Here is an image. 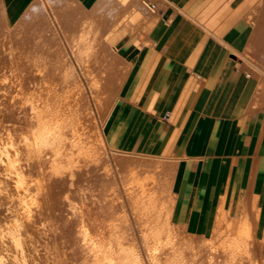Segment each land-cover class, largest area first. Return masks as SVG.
I'll list each match as a JSON object with an SVG mask.
<instances>
[{
	"label": "crops",
	"instance_id": "1",
	"mask_svg": "<svg viewBox=\"0 0 264 264\" xmlns=\"http://www.w3.org/2000/svg\"><path fill=\"white\" fill-rule=\"evenodd\" d=\"M57 1L85 17L78 31L110 36L126 67L101 125L106 148L168 161L172 223L208 239L232 220L253 239L238 257L264 264V82L244 62L247 44L264 51V27L247 21L261 0Z\"/></svg>",
	"mask_w": 264,
	"mask_h": 264
},
{
	"label": "rangeland",
	"instance_id": "2",
	"mask_svg": "<svg viewBox=\"0 0 264 264\" xmlns=\"http://www.w3.org/2000/svg\"><path fill=\"white\" fill-rule=\"evenodd\" d=\"M34 1L36 0H31L21 10H16V8L13 9L16 5L9 6L8 0H0V31H4L2 35L0 32V72L5 75L15 72L16 76L25 78V84L19 85L22 92L42 94V99L48 98L49 100L56 92H59L64 97L61 96L59 100L62 102L64 100L66 108L70 110L79 108V122H81L79 126L83 124V128L80 127L81 142L84 146L82 157L84 168L82 169H85L84 172L80 169L82 173H79L80 181L76 186L70 187L65 178L59 179L58 177L55 178L56 180L47 181L52 183L48 187V194L49 198L51 197L53 209H51V214H48L49 232L36 234L39 237L36 242L39 251H37L39 254L36 263H53L51 258L45 257L48 252L45 244L51 240L49 245L54 248L57 264H64L63 261L65 264L69 262L70 264H84L79 256L77 242L80 237L77 233L80 230L78 214L81 208L89 204L95 207L96 213L102 216L110 212L113 226L115 225V229L120 231V234L124 232L122 242L136 253L139 264H245L247 260L242 256L238 257V253L242 252L238 250V243L240 242L239 244L243 246L242 243L249 239L241 236L240 233L231 232L235 224L232 220H228L229 224H225L226 229H222L221 233L208 239L190 235L172 223L170 219L172 171L168 161L146 155L117 154L110 152L104 145L101 125L118 94L126 71L123 63L114 53L112 43L109 41L110 36L106 38L101 36L99 39L96 34L90 33L86 37L87 41L74 42L71 38H76L84 31V27H81L80 32H76L78 24L85 17L83 18V15H80L71 5L67 8L64 1L60 3L57 0H37L41 6L36 8L33 4L29 8ZM66 9L68 17L64 20L62 14L64 10L66 12ZM148 9H152L151 4L148 5ZM251 13L247 21L252 27L248 29L253 30L256 24L264 27V0H261L257 9ZM87 44H90L91 48L85 51V54L84 48ZM244 51L252 55L251 61L244 60L246 66L255 69L261 75L263 83L264 51L261 52L260 49L250 44L246 45ZM41 62L45 65H37ZM10 64L13 65L10 66ZM67 67H70L72 71L70 75L76 82L74 86H72L70 77L65 78ZM4 88L7 89L6 86ZM0 94H5V90L2 89ZM5 98L6 95L0 97V101ZM27 108L28 105L25 103H15L6 107L4 109L6 112L4 111L5 114L3 118L1 117L3 120L1 125L10 128L20 126L29 114ZM96 132L99 133L98 138L100 139L94 136ZM117 155L132 160L156 163L159 166L153 172L156 177H154L153 189L151 188L158 197V215L151 209L145 212L147 215H142L136 209L129 195V186L133 184L132 173L129 170L118 168L114 161ZM51 190L56 194H52ZM12 203V201L0 202V220L4 218L8 220L15 215ZM99 203L103 205L99 206ZM156 216L159 218L156 219ZM100 222V230L97 229L99 231L95 232L103 235L106 229V232L109 230L106 225L108 222L104 220ZM155 222H157V228L162 231L160 236L154 235ZM240 229L243 230V228ZM153 238L160 241L158 253L161 254L160 257L158 254V261L154 259L152 253ZM249 241L252 242L253 239ZM245 243L247 245L248 242ZM59 257L63 259L62 262ZM92 263L97 264L95 261Z\"/></svg>",
	"mask_w": 264,
	"mask_h": 264
},
{
	"label": "bare ground",
	"instance_id": "3",
	"mask_svg": "<svg viewBox=\"0 0 264 264\" xmlns=\"http://www.w3.org/2000/svg\"><path fill=\"white\" fill-rule=\"evenodd\" d=\"M40 6V2L36 1L35 7L38 8ZM4 18H6L5 22L7 24L6 13ZM83 29L84 31L81 32L82 34L79 33L80 30L78 32L76 31L79 35L74 39L72 37V41H87L86 37L90 33H94L93 27L91 26H85ZM0 32L2 35L4 31ZM6 38L10 39V37L7 36ZM90 48V44H87L86 48H84V52H87ZM12 65L13 64H10V66ZM37 65L44 66L45 63L41 62ZM71 72L70 67H67L65 72L67 76H65V78L68 79L70 77L72 86H74L76 82L70 75ZM24 82L25 78L16 76L15 72H11L10 75H5L0 72V91L2 89L5 90V94H0V97L6 95V100L0 101V202L7 203L12 201L15 213V215L8 220L5 218L0 220V263L2 264H37L36 260L39 253L37 254L36 242L39 237H37L36 234H46L49 232L50 224L48 222V214H51V209H53L50 201L51 197L49 198L48 194V187L49 185L51 186L52 183L50 184V182L47 181L58 177L59 179L65 178L66 183L69 184L70 187L76 186L80 181V174L82 173H80V169L84 168V164H82L84 146L81 142L82 136L80 137V127L83 128V124L79 126V123H81L79 122V108L72 110L66 108L64 100L63 102L59 100L62 96L59 92H56L51 100L48 98L42 99V94H35V92H22L19 85ZM4 86H6L7 89H5ZM15 103H25L28 105L27 110L29 114L27 119H23V122H21L18 127L10 128L5 125V127H3L1 125L3 122L1 117L6 112L4 109ZM94 136L98 138L99 133L96 132ZM114 161L119 169H126L132 173L133 184L129 186V195L136 209L142 215L146 214L145 212H148L150 209L158 215V197H156V192L152 191V187L154 177H156L153 175V172H155L154 170H157L159 166L156 163L132 160L122 157L121 155L115 156ZM51 192L52 194H56L55 191L51 190ZM101 205L99 203V206ZM104 207L103 209H105ZM107 207L108 206H106V209ZM58 217H60V215ZM78 217L80 225V230L77 232L80 236L77 239L79 244L78 250L79 256L82 258L84 264H93L92 261H95V263L97 262V264H139L136 253L131 247L126 246L122 242V234L124 232L120 234V231L115 229V225L113 226L110 212L102 216L96 213L95 207H91L88 204L86 207L81 208ZM157 217L158 216H156V219ZM100 220H104L106 223L108 222L106 225L109 230L106 232V229L103 235H100V232H95L99 229ZM94 221L95 224H93ZM225 223H228V220H225ZM104 229L105 228H103V230ZM154 229V235L160 236L162 231L157 228V222L154 224ZM49 242L47 241L45 244L46 250L48 249V254L46 253L45 257L51 258L53 261L52 264H57V257L53 251L54 248L49 245ZM152 242L153 257L158 261V243L160 241H158L157 238H153ZM48 245L51 248L48 247ZM65 255L67 256V254ZM77 256L78 254L76 257ZM59 258L62 262L63 259H61V257ZM63 262L65 264V261ZM66 262L68 261L66 260ZM67 264H70V262Z\"/></svg>",
	"mask_w": 264,
	"mask_h": 264
}]
</instances>
